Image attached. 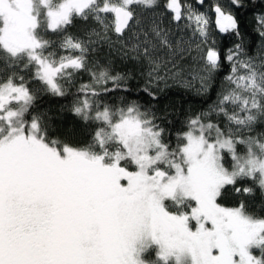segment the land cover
I'll list each match as a JSON object with an SVG mask.
<instances>
[{"label": "snow or ice", "instance_id": "snow-or-ice-1", "mask_svg": "<svg viewBox=\"0 0 264 264\" xmlns=\"http://www.w3.org/2000/svg\"><path fill=\"white\" fill-rule=\"evenodd\" d=\"M212 11L218 33L241 37L231 11ZM211 23L183 0H0V264H264V47L222 55ZM105 45L146 69L153 99L190 60L202 92L229 70L173 145L154 109L102 102L131 78L91 60ZM81 71L71 111L87 138L73 141L31 84L62 97Z\"/></svg>", "mask_w": 264, "mask_h": 264}, {"label": "trees", "instance_id": "trees-1", "mask_svg": "<svg viewBox=\"0 0 264 264\" xmlns=\"http://www.w3.org/2000/svg\"><path fill=\"white\" fill-rule=\"evenodd\" d=\"M185 4H190L194 9L206 8L210 18L215 19L212 11L213 6L219 3L225 11H231L240 22L241 37L237 38L232 34H220L216 29H211L209 42L213 39L216 46L221 50L222 55L227 49L232 48L235 43H242L244 49L249 55H256L264 47V40L259 35V25L257 17L264 14V0H241L242 7L235 8L230 0H204L201 7L197 6L194 0H183ZM158 9L157 11H160ZM165 23L168 21L165 19ZM90 26H95L91 22ZM176 31L175 25L172 26ZM183 27V23H181ZM83 22L77 20L75 26L68 29L69 34L82 33ZM188 35H191L188 32ZM53 39H58L52 34ZM92 61L98 62V67H110L113 72L130 73L131 78L127 81L126 91H117L104 98L103 103L120 104L122 100L127 102L135 101L144 108L154 109L157 116L161 117L158 123L165 127V135L170 134L173 145L176 141V134L186 127L190 117L196 116L202 112H207L209 107L217 100V94L223 86L224 76L229 70L227 63H224L222 70L215 76L209 91L202 92L189 83L193 74L198 70V65L193 61L185 64L184 77L179 80H172L165 85L161 82L158 86L151 85L150 89L155 94L156 99L150 97L144 88L147 83L146 69L125 60L118 51H109L107 45L102 50L91 57ZM92 67V63H89ZM186 81L188 83H186ZM91 82V76L88 71H81L74 75L71 86L65 85L66 94L64 96H53L43 90L36 83L31 84L32 90L37 95L36 106L39 111L46 113L50 119L51 127L54 132H64L69 129L75 130L73 141H84L87 138V130L81 127L82 122L71 111L73 103L80 96L78 89L82 84ZM212 119H216L215 116ZM232 198L226 196L221 203L230 205Z\"/></svg>", "mask_w": 264, "mask_h": 264}, {"label": "rangeland", "instance_id": "rangeland-1", "mask_svg": "<svg viewBox=\"0 0 264 264\" xmlns=\"http://www.w3.org/2000/svg\"><path fill=\"white\" fill-rule=\"evenodd\" d=\"M198 11H202V12H205V13H207V15H208V9H206V8H200V9H197ZM264 15V14H263ZM209 16V15H208ZM261 16V15H260ZM209 18H210V16H209ZM210 20L212 21V23H211V25H210V28H209V31H210V36H211V29H216L215 28V23H214V21H215V19H212V18H210ZM209 36V37H210ZM170 81H172V80H169V81H167V83L168 82H170ZM164 85L166 84V83H164V82H162ZM189 83H192V85L194 86V87H198V88H200V83H199V81L198 80H190L189 81Z\"/></svg>", "mask_w": 264, "mask_h": 264}, {"label": "flooded vegetation", "instance_id": "flooded-vegetation-1", "mask_svg": "<svg viewBox=\"0 0 264 264\" xmlns=\"http://www.w3.org/2000/svg\"><path fill=\"white\" fill-rule=\"evenodd\" d=\"M194 2L197 4V6L201 7L202 5L197 2V0H194Z\"/></svg>", "mask_w": 264, "mask_h": 264}, {"label": "water", "instance_id": "water-1", "mask_svg": "<svg viewBox=\"0 0 264 264\" xmlns=\"http://www.w3.org/2000/svg\"><path fill=\"white\" fill-rule=\"evenodd\" d=\"M197 2H198V0H197ZM200 4V3H199Z\"/></svg>", "mask_w": 264, "mask_h": 264}]
</instances>
